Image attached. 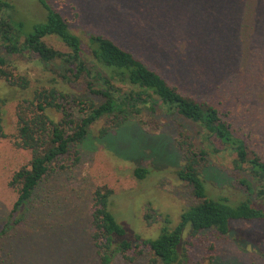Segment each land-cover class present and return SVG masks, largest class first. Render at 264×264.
Returning a JSON list of instances; mask_svg holds the SVG:
<instances>
[{
  "label": "rangeland",
  "instance_id": "obj_1",
  "mask_svg": "<svg viewBox=\"0 0 264 264\" xmlns=\"http://www.w3.org/2000/svg\"><path fill=\"white\" fill-rule=\"evenodd\" d=\"M6 1L17 7L31 30L45 18L37 0ZM48 2L68 20L84 47L92 35L114 40L183 94L220 109L233 131L264 158V0ZM47 42L65 48L55 37ZM0 55L14 59L4 50ZM27 60L19 58L18 64ZM27 67L32 83L27 94L17 93L0 80L1 96L11 98L16 93L4 108L9 138L0 140V232L7 231L0 240V264H99L91 215L93 194L100 186L114 191L111 210L131 237L156 239L168 222L170 229L179 225L182 214L197 200L177 174L183 166L177 141L183 132L199 147L198 128L181 116L148 112L143 123L130 118L103 138L99 133L108 127V119L92 125L81 147L80 162L43 182L27 205L24 222L8 226L18 199L9 182L32 157L15 146L17 105L37 88L55 85L53 79L62 84L52 71L62 70L60 64L47 65V71L41 65ZM189 69L196 71V80L187 74ZM24 70L20 69L22 74ZM76 86L72 98L89 95L83 86ZM71 106L67 108L72 110ZM49 113L56 121L62 119L53 110ZM215 162L209 170L210 189L222 192L234 180L233 167L227 155ZM137 168L148 170L145 179L134 176ZM234 190L225 195L236 201L243 193ZM181 250L180 264H264V221L233 223L229 237L207 231L194 238L187 228ZM150 257L146 250L133 264H148ZM113 264L128 263L117 257Z\"/></svg>",
  "mask_w": 264,
  "mask_h": 264
},
{
  "label": "trees",
  "instance_id": "obj_2",
  "mask_svg": "<svg viewBox=\"0 0 264 264\" xmlns=\"http://www.w3.org/2000/svg\"><path fill=\"white\" fill-rule=\"evenodd\" d=\"M37 1L45 18L31 30L18 15L14 4L0 0V50L14 56L9 60L0 55V80L24 95L32 88L26 72L28 64L41 65L46 71L47 65L62 66V70L52 69L62 84L53 79L55 85L37 88L32 97L24 96L17 105L15 146L32 157L9 182L18 196L10 214L9 227L24 222L27 205L43 182L80 162L81 147L88 139L92 125L103 118L108 119V127L99 133L103 138L130 118L143 123L148 112L181 116L198 128L199 147L183 132L177 141L183 159L177 174L192 189L197 201L185 210L181 223L174 229L168 227V222L156 239L144 240L139 235L131 237L130 231L127 233L118 222L111 210L114 191L105 186L97 187L91 218L92 240L99 264H113L117 257L133 264L146 250L151 252L148 264H180L187 228L194 238L207 231L229 237L233 223L264 221V158L233 131L232 124L223 119L220 109L210 102L183 94L159 71L110 38L92 35L84 47L68 20L48 0ZM50 37L58 39L65 48L51 46L47 42ZM19 58H27L28 63L19 65ZM21 68L26 74L21 73ZM194 72L189 69L187 74L196 80ZM76 85L83 86L89 95L72 98L71 92ZM15 95L12 93L11 98L0 95V140L9 138L5 131L4 108ZM67 105H72L74 110ZM51 110L61 114L62 119L56 121L49 113ZM223 155H227L232 163L234 180L218 192L210 189L213 177L209 170L213 168L211 163L216 164L215 159ZM147 175L146 168L134 171V176L140 180ZM233 189L241 190L244 195L232 200L225 193H232ZM150 217L149 214L146 216ZM6 232H0V240Z\"/></svg>",
  "mask_w": 264,
  "mask_h": 264
}]
</instances>
